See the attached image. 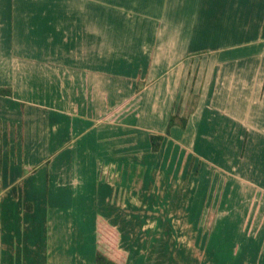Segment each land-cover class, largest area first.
Segmentation results:
<instances>
[{
    "label": "crops",
    "instance_id": "crops-1",
    "mask_svg": "<svg viewBox=\"0 0 264 264\" xmlns=\"http://www.w3.org/2000/svg\"><path fill=\"white\" fill-rule=\"evenodd\" d=\"M0 90V264H95L175 218L236 224L232 263L264 264V0H0ZM224 180L249 186L242 238Z\"/></svg>",
    "mask_w": 264,
    "mask_h": 264
},
{
    "label": "rangeland",
    "instance_id": "rangeland-1",
    "mask_svg": "<svg viewBox=\"0 0 264 264\" xmlns=\"http://www.w3.org/2000/svg\"><path fill=\"white\" fill-rule=\"evenodd\" d=\"M208 156H210V153L208 154ZM225 178L227 177L225 176ZM226 180H224V182H221V188L216 200V205L219 203L220 209L222 207L223 210L231 211L232 208H223L224 202H226L227 200H232V198H236L238 199V201H241V204L239 203L240 206L235 211V215L231 218H234L237 222H240V220H242V238L245 233L248 234L247 229L244 230L243 228L245 226L247 227V224L249 222L247 215H245L247 214L248 207L250 206L247 205V203L252 200V197L249 200V186L246 183H242L241 191H239L235 196V192L233 193V191L230 190V187L225 184ZM183 182L184 181H179V185H181V183ZM230 183L231 181H228V184ZM251 189H253V187H251ZM261 194V197H258L259 199L256 198V203H258L259 205L264 204V193ZM218 199H220V201ZM222 199L223 203L221 202ZM238 201L235 200L234 202L238 203ZM173 210V208L170 209L168 207L155 208V211L159 212L158 216L160 217V220L168 217V212H171ZM212 216L213 215L210 216V218L208 219V223L206 224L208 226V231H210L208 232L209 234L216 225L213 224L212 227ZM147 217H149L148 219L152 218L148 215ZM175 219L177 221L176 223ZM175 219L172 220L171 225L166 222L154 224L150 222L151 220H149V222L145 224L144 229L147 233H153L154 239L149 238L148 234H143L142 240H129L125 245H119L118 238H116V233H114L115 237L110 233H106L102 240L99 238L98 243L105 251L116 250L118 252L120 251L119 253L123 252V248L125 246L134 247L136 245L138 246V253L140 255L145 254V256L147 257V261L145 262V264H233V257L240 250V248L238 249V244H240L241 242L237 240L236 237H234L232 231V227L236 228V224H219V227L221 228L220 231H224V233L214 232L210 234V239H207V237H205L204 239L193 240L188 238V235H190L188 234L189 229L185 228L186 224L184 223L183 219L182 222H179V218ZM120 241L122 242V240ZM242 242L245 245H249V239L247 237L243 238ZM250 257H248V255L239 256V258H241L239 260V263H247Z\"/></svg>",
    "mask_w": 264,
    "mask_h": 264
},
{
    "label": "trees",
    "instance_id": "trees-1",
    "mask_svg": "<svg viewBox=\"0 0 264 264\" xmlns=\"http://www.w3.org/2000/svg\"><path fill=\"white\" fill-rule=\"evenodd\" d=\"M10 90H0V94H5V95H10ZM179 112H176L174 115H171L168 121V126L166 129L165 134L161 135H150L149 140H150V145H151V150L152 152L158 151L160 148V145L164 139L165 136L168 135L169 129L174 123H179V125L183 128L186 124V119L184 116L179 117L178 116ZM98 243V242H97ZM95 264H118L115 260L110 258L106 253L105 250L101 248V246L98 243V248L96 249L95 252Z\"/></svg>",
    "mask_w": 264,
    "mask_h": 264
}]
</instances>
